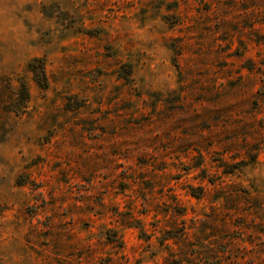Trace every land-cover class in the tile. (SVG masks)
Segmentation results:
<instances>
[{
  "label": "rangeland",
  "instance_id": "rangeland-1",
  "mask_svg": "<svg viewBox=\"0 0 264 264\" xmlns=\"http://www.w3.org/2000/svg\"><path fill=\"white\" fill-rule=\"evenodd\" d=\"M0 264H264V0H0Z\"/></svg>",
  "mask_w": 264,
  "mask_h": 264
},
{
  "label": "trees",
  "instance_id": "trees-1",
  "mask_svg": "<svg viewBox=\"0 0 264 264\" xmlns=\"http://www.w3.org/2000/svg\"><path fill=\"white\" fill-rule=\"evenodd\" d=\"M27 71L32 73L34 81L40 88L46 89L48 87V78L46 76L45 62L43 59H33L27 65ZM13 98L15 107H13L12 110L9 111L11 113H14L16 116L24 114L27 111V104L30 100V93L27 85L23 81L19 82V85L14 88ZM191 196L196 199H200L202 197L199 194H193L192 192Z\"/></svg>",
  "mask_w": 264,
  "mask_h": 264
}]
</instances>
